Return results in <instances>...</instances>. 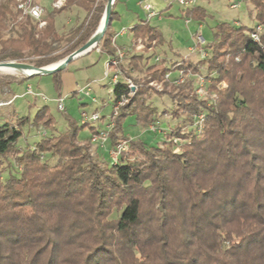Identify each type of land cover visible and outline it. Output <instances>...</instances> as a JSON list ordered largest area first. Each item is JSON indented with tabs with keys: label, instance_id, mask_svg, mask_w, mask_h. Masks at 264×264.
<instances>
[{
	"label": "trees",
	"instance_id": "trees-1",
	"mask_svg": "<svg viewBox=\"0 0 264 264\" xmlns=\"http://www.w3.org/2000/svg\"><path fill=\"white\" fill-rule=\"evenodd\" d=\"M107 1L65 0L45 11V25L38 27L21 16L17 0H0V62L39 67L65 58L95 32ZM120 1H113L106 30L91 50L117 60L121 74L109 87L112 106L125 98L104 130L103 151L126 147L103 162L90 151L89 135L80 136L96 126L64 115L67 128L55 132L47 105L33 117L2 118L0 264H264V0H246L257 21L253 27L219 23L210 43L193 45L205 56L170 64L149 63L148 50L165 38L147 15L125 27L143 51H131L132 41L116 45L112 23L120 18ZM172 1L159 12L166 13ZM72 7L84 12L83 19L59 32L55 17ZM188 7L181 9L185 20L201 22L205 10ZM257 25L263 31L255 41L250 34ZM180 71L205 79V98L196 93L194 76L174 82ZM52 75L59 89L61 79ZM30 77L0 75V95L12 97ZM154 94L167 96L170 108L158 110L150 101ZM164 114L178 120L166 140L155 130L148 131L155 144L124 132L129 117L146 128ZM24 126L50 132L43 129L30 144ZM173 137L182 141L174 144ZM114 210L119 214L111 217Z\"/></svg>",
	"mask_w": 264,
	"mask_h": 264
},
{
	"label": "rangeland",
	"instance_id": "rangeland-1",
	"mask_svg": "<svg viewBox=\"0 0 264 264\" xmlns=\"http://www.w3.org/2000/svg\"><path fill=\"white\" fill-rule=\"evenodd\" d=\"M44 8L45 11H50L52 9L53 0H35ZM139 0H121L116 5L115 9L118 14H120L119 20H114L112 23V28L115 32L119 31L123 26L128 28L130 25L136 23L139 19L146 17V12L137 5ZM153 3L154 9L156 12L164 9L168 2L171 0H150ZM126 3V4H125ZM234 6H231V5ZM198 5L205 10V16L201 22L196 20H185L181 15V9L183 6L179 4L176 0L171 2V7L167 10L166 13L159 12L155 16L149 18L150 25L155 26L162 33V36L165 38L163 44L157 45L151 50H148V54L152 56L149 59V63H154L155 59L157 62L165 60L167 64L179 60L181 57H186L192 60L193 62L199 60L201 54L198 49L194 50V43L196 42V37L201 36L206 43H210L213 40V32L215 26L219 23L225 22L234 25H244L247 27H253L256 24V19L253 16V7L247 3L246 0H194L193 5L190 4L188 8ZM166 14V15H165ZM84 17V12L72 7L69 10L62 11L55 17V26L59 32H66L69 28L77 25ZM100 25V24H98ZM261 26L260 32L263 31ZM132 41L131 34L127 31L126 34L117 36L115 43L121 47H129ZM190 47V49H188ZM144 47L140 41L134 43L132 41V46L130 50L132 51H143ZM125 53V52H124ZM146 53V52H145ZM237 59V58H236ZM62 60V59H60ZM58 60V61H60ZM29 61V60H28ZM56 61V62H58ZM56 62H51L46 65H52ZM33 65L31 62H24ZM114 68L107 66V57L104 53H100L97 49L90 50L86 53H83L72 60H70L62 69L57 73L61 79L59 89L55 85V81L52 74H37L33 75L30 78L26 79L21 85H16L15 91L17 94H22L26 87L30 85L34 92L41 93L47 98V100L41 99L39 95L34 96L31 94H26L24 96H19L14 99L12 105L0 107V120L2 118L11 117L12 120L21 117L33 115L37 110L43 105L48 106L50 114L54 117L55 121V132H62L67 128V121L64 118V115L69 116L71 119L75 120L77 124H80V112L82 110L87 113H92L97 111L99 113V119L93 122L97 126L98 122H102L103 127L97 129L95 127L94 131L86 128L81 134V138L89 135L90 142V151L95 153L97 151L100 155L101 160L107 163L109 159H112L114 155L110 154L114 150H117L119 145L124 146V143H120L116 146V149L108 151L107 155L104 153V145H101L100 139H98V132L100 130H110L113 125V116L114 107L112 106L110 94L107 88L111 87L109 83V78L114 73ZM19 70H2L0 69V75L3 74H16ZM24 73V72H23ZM26 74V73H25ZM121 74V71L119 75ZM169 76L170 73L165 75ZM175 74V73H174ZM173 74V75H174ZM118 75V76H119ZM172 75V76H173ZM187 75L192 78H196V84L202 81L203 89L201 93H197L200 97H206L204 85L205 79L201 76L193 74H184L181 71L178 73V76L175 77V83H181ZM165 76V78H168ZM168 80V79H167ZM129 85L134 87V84L131 81ZM89 84L91 87L90 95H84L80 92V88ZM158 90L161 89V83L153 81L150 82ZM130 86V87H131ZM132 90L134 88H131ZM76 90V93H72ZM60 92L61 98H63V104L65 107V112H61L57 109L56 99L57 94ZM0 97H2L0 95ZM94 97V101L92 100ZM150 101L157 106L158 110L169 109L171 106L170 100L167 96H158L156 94L152 95ZM13 112V113H11ZM4 114V115H2ZM6 114V115H5ZM2 115V116H1ZM107 118L106 121H102L103 118ZM178 123L177 119H173L169 114H164L159 118L158 124H149L146 128L134 125L133 117H129L125 120L124 123V132L129 137H139L142 139L150 140L151 143H156V137L148 131L157 132L159 137H164L167 134V131L171 126H174ZM93 125V126H94ZM30 129V130H29ZM28 126L23 127L24 134L26 135L25 141L28 143H34L42 135L40 130L45 129L46 132H50L49 129L38 127V128H29ZM98 130V132H97ZM88 132V133H87ZM106 132V140L107 141ZM41 134V135H40ZM165 134V135H164ZM163 140V138H162ZM159 143L162 144L163 141ZM164 140L165 137H164ZM182 141L179 137H173L172 142L180 143ZM24 139L19 140V144H23ZM102 147V148H101ZM102 149V150H101ZM122 149V150H124ZM120 150L119 153L122 151ZM55 158H49V162L53 163ZM119 214V211H113L111 217H116Z\"/></svg>",
	"mask_w": 264,
	"mask_h": 264
},
{
	"label": "built area",
	"instance_id": "built-area-1",
	"mask_svg": "<svg viewBox=\"0 0 264 264\" xmlns=\"http://www.w3.org/2000/svg\"><path fill=\"white\" fill-rule=\"evenodd\" d=\"M176 1L179 4H181L183 7H187L190 4L193 5V3H194V0H176ZM17 2H18L17 8L21 11V16H29L31 19H33L34 21H36L38 23V27H43L45 25V20L43 19V16H44L43 6H41L35 0H17ZM64 2H65V0H53L51 5L54 8H60L61 6H63ZM138 3L141 6V8L146 12V15L148 18L156 15L157 12L155 11L153 3L151 1L141 0ZM231 6H234V5L232 4ZM260 30H261V26L257 25L256 30L251 32L250 36L253 38V40H255V41L259 40ZM126 31H127L126 28L122 27L119 31H117L115 33V38L117 36L124 35L126 33ZM196 41L199 44L205 43L204 39L198 35L196 37ZM199 52H200L201 56L206 55V52L203 50H200ZM123 54H124V49L117 50V55L119 58H121L123 56ZM107 66L108 67L112 66L115 70L113 75H111V77L109 78V83L113 84L117 80V77L120 73V70L117 68V60L115 58L107 59ZM165 76H168V74ZM201 83H202L201 80H200V82L197 83V87L195 90L196 93H201V91L203 89V85ZM131 88H134V87L131 86ZM79 91L82 92L84 95L88 96V95H90L91 87L87 83L85 86L80 88ZM110 91H111V88H109L108 92H110ZM26 94H31L34 96L39 95L41 97V99L47 100V98L45 96H43L41 93L34 92L32 87L30 85H28L26 87L24 93H22L20 95L15 94L12 97L0 100V107L11 105L15 98H17L19 96H24ZM92 100L93 101L95 100L94 97H92ZM124 100H125V98L123 97L121 99V101H119V103H122ZM56 105H57L58 110H60V111L63 110L64 109L63 98H61V97L57 98L56 99ZM113 109H114V113H116V107H114ZM97 119H99V113L97 111L92 112V113H87L86 111L82 110L80 112V123H93V122L97 121ZM202 124H203L202 114L196 115L195 121H194V126L199 130V129H201ZM40 132L42 134L45 133V131L42 129L40 130ZM97 138L102 140L101 145H103L104 144L103 141H105V139H106V131L100 130L98 132ZM122 149H124V146L119 145L117 150H114L113 152H111L110 154L114 155V157L112 156V159L115 160L117 158L119 151Z\"/></svg>",
	"mask_w": 264,
	"mask_h": 264
},
{
	"label": "water",
	"instance_id": "water-1",
	"mask_svg": "<svg viewBox=\"0 0 264 264\" xmlns=\"http://www.w3.org/2000/svg\"><path fill=\"white\" fill-rule=\"evenodd\" d=\"M113 1L114 0H108L106 2L104 13H103L102 18L100 20V22H102V27L99 28V25H98L95 32L91 35V37L84 44H82L79 48H77L76 50L71 52L69 55H67L62 60L56 62L57 65L54 66L53 68L47 69L46 66L37 67V66L31 65L28 63L16 62V61H2V62H0V65H8V66L19 67V68H21V67L22 68H32V69L36 70V72H32L29 74H25V73L21 72L27 76H33V75H37V74H52V73L58 72L70 60H72L73 58H75V57H77L83 53L90 51L101 40V38H102V36L106 30V27L108 25V22H109V16H110V11H111V8L113 5Z\"/></svg>",
	"mask_w": 264,
	"mask_h": 264
},
{
	"label": "bare ground",
	"instance_id": "bare-ground-1",
	"mask_svg": "<svg viewBox=\"0 0 264 264\" xmlns=\"http://www.w3.org/2000/svg\"><path fill=\"white\" fill-rule=\"evenodd\" d=\"M101 27H102V22H100V25H99V28H101ZM56 65H57V63H54L52 65L47 66L46 68L47 69H51V68H53ZM0 69H2V70H12V69H14V70L23 71L26 74H29V73H32V72H36V70L32 69V68H22V67L19 68V67H13V66H8V65H0Z\"/></svg>",
	"mask_w": 264,
	"mask_h": 264
},
{
	"label": "crops",
	"instance_id": "crops-1",
	"mask_svg": "<svg viewBox=\"0 0 264 264\" xmlns=\"http://www.w3.org/2000/svg\"><path fill=\"white\" fill-rule=\"evenodd\" d=\"M149 1H150V0H149ZM168 4H169V2H168ZM168 4H167V5H168ZM165 8H166V7H165ZM165 8H164V9H165ZM164 9H162V10H164ZM188 49H190V47H188ZM107 90L109 91V88H107ZM23 93H24V92H23ZM15 94H17V92H16ZM18 94H19V93H18ZM6 98H8V97H0V100H2V99H6ZM11 105H12V104H11ZM2 115H4V114H2ZM2 115H1V116H2ZM5 115H6V114H5ZM101 118H103V120H102V121H104V122H105V121H106V119H107V118H105V117H101ZM102 124H103L102 122H101V123H100V122H98V124H97L96 128H97V129H99L100 127H103V125H102ZM93 125H94V124H93ZM94 126H95V125H94ZM87 133H88V132H87ZM87 135H88V134H87Z\"/></svg>",
	"mask_w": 264,
	"mask_h": 264
}]
</instances>
